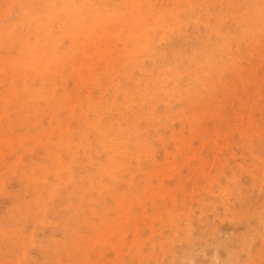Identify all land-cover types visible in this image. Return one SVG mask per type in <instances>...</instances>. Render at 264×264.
<instances>
[{
  "label": "rangeland",
  "instance_id": "obj_1",
  "mask_svg": "<svg viewBox=\"0 0 264 264\" xmlns=\"http://www.w3.org/2000/svg\"><path fill=\"white\" fill-rule=\"evenodd\" d=\"M65 263L264 264V0H0V264Z\"/></svg>",
  "mask_w": 264,
  "mask_h": 264
},
{
  "label": "bare ground",
  "instance_id": "obj_2",
  "mask_svg": "<svg viewBox=\"0 0 264 264\" xmlns=\"http://www.w3.org/2000/svg\"><path fill=\"white\" fill-rule=\"evenodd\" d=\"M62 5H63V4H62ZM87 6H88V5H87ZM191 7H192V6H191ZM87 11H88V10H87ZM99 12H100V11H99ZM157 17H158V16H157ZM83 22H84V21H83ZM218 29H219V28H218ZM162 32H163V31H162ZM148 34H149V33H148ZM148 39H149V38H147V40H148ZM109 42H110V40H109ZM109 42H108V43H109ZM225 42H226V41H225ZM56 43H57V42H56ZM26 53H27V52H26ZM101 54H102V53H101ZM30 57H31V56H30ZM94 58H95V57H94ZM27 59H28V58H27ZM97 60H98V59H97ZM23 63H24V62H23ZM90 63H91V62H90ZM33 64H34V63H33ZM106 64H107V63H106ZM27 66H28V65H27ZM35 67H37V66L34 65V68H35ZM43 68H44V67H43ZM47 69H48V68H47ZM105 69H106V68H105ZM38 70H39V69H38ZM51 70H52V69H51ZM56 71H57V70H56ZM79 71H80V70H79ZM166 72H168V71H166ZM209 72H210V71H209ZM35 73H36V72H35ZM166 74L168 75V73H166ZM80 75H81V74H80ZM88 77H89V76H88ZM154 79H155V78H154ZM154 81H155V80H154ZM157 82H159V81H157ZM208 82H209V81H208ZM159 85H160V84H159ZM160 86H161V85H160ZM168 90H169V89H168ZM185 91H186V90H185ZM208 91H209V90H208ZM165 92H166V91H165ZM165 92H164V93H165ZM7 93H8V92H7ZM166 93H167V92H166ZM168 93H169V92H168ZM168 93H167V94H168ZM171 94H172V93H171ZM144 95H145V94H144ZM165 95H166V94H165ZM187 95H188V94H187ZM168 96H169V95H168ZM173 96H174V95H173ZM8 97H9V96H8ZM8 97H7V98H8ZM9 98H10V97H9ZM169 98H170V96H169ZM8 100H9V99H8ZM12 102H13V101H12ZM136 102H137V101H136ZM13 104H14V103H13ZM51 106H52V105H51ZM53 107H54V106H53ZM116 110H117V108H116ZM175 110H176V109H175ZM117 111H118V110H117ZM170 112H171V111H170ZM181 114H182V113H181ZM175 115H176V114H175ZM7 119H8V118H7ZM77 119H79V118H77ZM75 120H76V119H75ZM6 121H7V120H6ZM6 121H5V122H6ZM95 121H96V120H95ZM191 122H192V121H191ZM123 123H124V122H123ZM106 124H107V123H106ZM59 125H61V124H59ZM59 125H58V126H59ZM166 126H167V125H166ZM167 127H168V126H167ZM112 129H113V128H112ZM256 129H257V128H256ZM130 130H131V129H130ZM49 131H51V130H49ZM122 131H123V130H122ZM133 131H134V130H133ZM135 132H136V131H135ZM242 133H243V132H242ZM33 134H34V133H33ZM138 134H139V133H138ZM67 135H69V133H68ZM108 135H109V134H108ZM119 135H121V134H119ZM159 135H160V134H159ZM23 136H24V135H23ZM160 137H161V135H160ZM122 138H123V137H122ZM161 138H162V137H161ZM9 140H10V139H9ZM182 140H184V139H182ZM21 141H22V140H21ZM112 141H115V140H112ZM129 142H130V141H129ZM80 143H81V142H80ZM90 143H91V142H90ZM190 143H191V142H190ZM44 144H45V143H44ZM81 144H82V143H81ZM110 144H111V143H110ZM110 144H109V142H108V145H109V146H110ZM187 144H188V143H187ZM75 145H76V144H75ZM84 145H85V144H84ZM106 145H107V144H106ZM111 145H113V144H111ZM41 148H42V147H41ZM113 150H115V149H113ZM120 151H121V150H120ZM120 151H119V152H120ZM151 151H152V150H151ZM103 152H104V151H103ZM120 153H121V152H120ZM194 154H195V153H194ZM59 155H60V154H59ZM118 155H119V154L117 153V156H118ZM122 156H123V155H122ZM122 156H121V157H122ZM125 156H126V155H125ZM126 157H127V156H126ZM94 158H95V157H94ZM118 158H119V157H118ZM118 158H117V159H118ZM123 158H124V157H123ZM123 158H122V159H123ZM59 159H60V158H59ZM260 160H261V159H260ZM122 161H124V160H122ZM122 161H121V162H122ZM117 162H118V161H117ZM187 162H188V161H187ZM252 163H253V162H252ZM171 164L174 165V161H172ZM158 167H159V166H158ZM192 168H193V167H192ZM160 169H161V168H160ZM31 170H32V168H31ZM108 170H109V169H108ZM161 170H162V169H161ZM210 170H211V169H210ZM249 170H250V169H249ZM38 171H39V170H38ZM46 172H47V171H46ZM49 172H50V171H49ZM98 172H99V171H98ZM252 172H253V171H252ZM150 173H151V172H150ZM162 173H163V172H162ZM85 174H86V173H85ZM170 176H171V175H170ZM171 177H172V176H171ZM35 178H36V177H35ZM162 180H163V178H162ZM2 181H3V180H2ZM61 181H62V180H61ZM132 181H133V180H132ZM3 182H4V181H3ZM44 182H45V180H44ZM132 184L134 185V183H132ZM52 185H53V184H52ZM161 185H163V182H162ZM143 186H145V185H143ZM52 187H53V186H52ZM150 187H151V186H150ZM53 188H54V187H53ZM101 188H102V187H101ZM160 188H161V187H160ZM153 189H154V187H153ZM56 190H58V189H56ZM146 190H147V188H146ZM154 190H155V189H154ZM59 191H61V190H59ZM226 191H227V190H225V193H227ZM54 192H55V191H54ZM54 192H53V194H54ZM222 192L224 193L223 189H222ZM222 192H221V193H222ZM51 193H52V192H51ZM148 193H149V192H148ZM158 193H159V192H158ZM57 194H58V193H57ZM125 194H126V193H125ZM218 194H219V193H218ZM218 194H217V195H218ZM109 195H110V194H109ZM148 195H149V194H148ZM153 195H154V194H153ZM158 195H159V194H158ZM160 195H161V194H160ZM156 196H157V195H156ZM113 197H114V196H113ZM118 197H119V196H118ZM221 199H222V198H221ZM135 200H136V199H135ZM223 201H224V200H223ZM121 202H125V201H121ZM184 202H185V201H184ZM119 203H120V202H119ZM130 206H131V205H130ZM44 208H45V206H44ZM101 210H102V209H101ZM122 210H124V209H122ZM130 211H131V210H130ZM146 211H147V210H146ZM137 212H138V211H137ZM140 212H141V211H140ZM151 212H152V211H151ZM143 213H145V212H143ZM124 215H125V214H124ZM144 216H145V215H144ZM120 219H122V216H121ZM120 219H119V220H120ZM123 219L125 220V218H123ZM129 219H130V218H129ZM126 220H127V218H126ZM113 221H114V219H113ZM113 221H112V222H113ZM171 222H172V221H171ZM175 225H176V224H175ZM119 227H120V226H119ZM175 227H176V226H175ZM170 228H171V227H170ZM121 229H122V228H121ZM121 229H120V231H121ZM177 229H178V226H177ZM105 230H106V229H105ZM107 231H109V230H107ZM107 231H106V233H107ZM110 234H111V233H110ZM125 235H126V234H125ZM170 235H171V233H170ZM174 235H175V233H174ZM262 236H263V235H262ZM169 237H170V236L168 235V238H169ZM171 237H172V236H171ZM87 238H89V237H87ZM97 238H98V237H97ZM172 238H173V237H172ZM169 239H170V238H169ZM87 240H88V239H87ZM104 242H105V241H104ZM138 244H139V243H138ZM109 245H110V244H109ZM116 252H118V251H116ZM118 253H119V252H118ZM119 254H120V253H119ZM119 254H118V257H119ZM116 256H117V255H116ZM120 256H121V255H120ZM253 258H254V257H253ZM191 262H192V261H191ZM65 264H66V263H65Z\"/></svg>",
  "mask_w": 264,
  "mask_h": 264
}]
</instances>
